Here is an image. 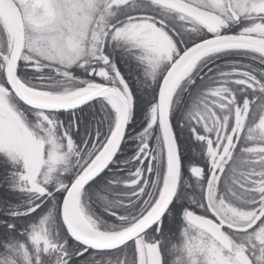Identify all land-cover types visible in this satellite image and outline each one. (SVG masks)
Returning <instances> with one entry per match:
<instances>
[{
    "label": "snow or ice",
    "instance_id": "snow-or-ice-1",
    "mask_svg": "<svg viewBox=\"0 0 264 264\" xmlns=\"http://www.w3.org/2000/svg\"><path fill=\"white\" fill-rule=\"evenodd\" d=\"M0 264H264V0H0Z\"/></svg>",
    "mask_w": 264,
    "mask_h": 264
}]
</instances>
